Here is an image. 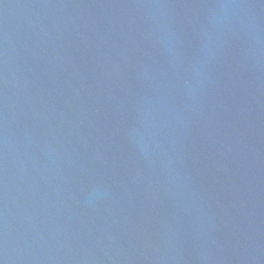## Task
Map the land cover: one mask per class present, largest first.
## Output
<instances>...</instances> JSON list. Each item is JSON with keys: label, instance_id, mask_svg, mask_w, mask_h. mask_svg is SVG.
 <instances>
[{"label": "water", "instance_id": "water-1", "mask_svg": "<svg viewBox=\"0 0 264 264\" xmlns=\"http://www.w3.org/2000/svg\"><path fill=\"white\" fill-rule=\"evenodd\" d=\"M2 264H264V0H0Z\"/></svg>", "mask_w": 264, "mask_h": 264}, {"label": "snow or ice", "instance_id": "snow-or-ice-1", "mask_svg": "<svg viewBox=\"0 0 264 264\" xmlns=\"http://www.w3.org/2000/svg\"><path fill=\"white\" fill-rule=\"evenodd\" d=\"M0 264H2V262H0Z\"/></svg>", "mask_w": 264, "mask_h": 264}]
</instances>
